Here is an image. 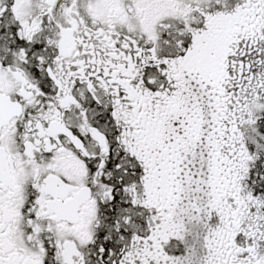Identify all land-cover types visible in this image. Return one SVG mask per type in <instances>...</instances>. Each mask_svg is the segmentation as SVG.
<instances>
[{"label":"snow or ice","instance_id":"6c2138e0","mask_svg":"<svg viewBox=\"0 0 264 264\" xmlns=\"http://www.w3.org/2000/svg\"><path fill=\"white\" fill-rule=\"evenodd\" d=\"M0 264H264V0H0Z\"/></svg>","mask_w":264,"mask_h":264}]
</instances>
